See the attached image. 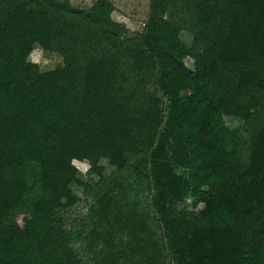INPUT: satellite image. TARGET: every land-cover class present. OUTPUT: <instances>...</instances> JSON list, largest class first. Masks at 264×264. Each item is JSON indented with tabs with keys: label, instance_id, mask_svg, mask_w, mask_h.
<instances>
[{
	"label": "trees",
	"instance_id": "16d2710c",
	"mask_svg": "<svg viewBox=\"0 0 264 264\" xmlns=\"http://www.w3.org/2000/svg\"><path fill=\"white\" fill-rule=\"evenodd\" d=\"M115 11L0 0V264H264V0Z\"/></svg>",
	"mask_w": 264,
	"mask_h": 264
},
{
	"label": "rangeland",
	"instance_id": "374dc122",
	"mask_svg": "<svg viewBox=\"0 0 264 264\" xmlns=\"http://www.w3.org/2000/svg\"><path fill=\"white\" fill-rule=\"evenodd\" d=\"M73 6L78 8H88L93 0H68ZM116 11L113 14L115 20L124 23L127 27V36L132 38L135 33L138 32L147 14L149 0H112ZM182 38L189 42L190 36L186 33L182 34ZM28 60L36 63L40 70L47 71L61 64V58L56 54L47 53L42 51L38 46H35ZM188 66L191 65V60L185 61ZM226 124L229 127H235L237 124L229 118L225 119ZM101 164L107 166L105 160L101 161ZM73 165L78 169L79 174L82 178L86 179V171L88 165L86 163L73 162ZM110 169L107 167V172ZM80 195V193H79ZM189 201V200H188ZM87 204L83 201L80 202L79 208L84 211Z\"/></svg>",
	"mask_w": 264,
	"mask_h": 264
}]
</instances>
